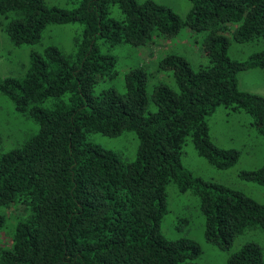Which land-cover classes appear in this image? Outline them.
<instances>
[{
  "label": "trees",
  "instance_id": "trees-1",
  "mask_svg": "<svg viewBox=\"0 0 264 264\" xmlns=\"http://www.w3.org/2000/svg\"><path fill=\"white\" fill-rule=\"evenodd\" d=\"M44 1L0 0L2 31L13 46L37 43L48 25H82L73 59L50 46L29 55L23 77H0V94L38 125L20 147L0 151V230L10 207L23 210L9 246L0 247V264H205L196 261L195 240L160 231L169 183L197 196L203 239L220 250L248 228L264 231V204L181 162L188 137L216 168L238 161L236 148L209 136L207 118L219 106L249 115L264 138V97L238 87L239 73L264 69V50L242 61L228 55L230 40L264 41V0H187L183 19L154 0H79L69 10ZM181 27L202 33L207 65L195 71L184 57L168 54L158 71L171 74L175 89L157 83L148 92L146 70L134 66L124 73L122 90H97L117 75L115 56L101 51L98 40L137 46ZM123 130L137 137L129 160L88 138ZM238 175L264 186V163ZM225 264H263L262 248L247 240Z\"/></svg>",
  "mask_w": 264,
  "mask_h": 264
},
{
  "label": "rangeland",
  "instance_id": "rangeland-1",
  "mask_svg": "<svg viewBox=\"0 0 264 264\" xmlns=\"http://www.w3.org/2000/svg\"><path fill=\"white\" fill-rule=\"evenodd\" d=\"M78 1L45 0L44 2L47 7L69 10L76 7ZM154 1L169 7L181 19L190 8L187 0ZM111 13H117L115 7L112 8ZM3 24L4 20L0 17V77L2 78L23 77L29 65V55L41 54L46 47H55L63 56L73 59L75 44L81 39L82 25L78 23L53 24L43 29L37 43L13 46L2 31ZM201 37L202 33L193 35L187 27H181L171 37L155 36L150 41L137 46L121 43L106 47L98 40L101 51L115 56L117 75L110 81L104 80L102 84L99 82L97 90L108 86H115L122 90L123 75L134 66H142L146 70L148 92H151L153 85L157 83H165L175 89L171 74L158 71V62L165 55L176 54L184 57L195 71L204 67L207 65V58L201 46ZM262 50H264V41L236 43L230 40L228 55L231 59L242 61ZM238 87L240 91L264 97V69L239 73ZM150 109L153 110L154 106L151 105ZM207 122L211 140L220 147L236 148L239 151L238 161L226 169L216 168L197 154L188 137L181 148L183 166L196 176L237 189L264 204V186L241 179L238 175L240 170L255 169L264 163V138L257 132L250 116L244 112H233L219 106L212 115L208 116ZM37 130V123L16 112L12 103L0 94L1 152L20 147L26 138L35 134ZM88 138L92 142H98L104 147L115 150L124 160L133 158L137 147V137L132 130H123L114 136L94 132ZM166 191L167 212L159 224L160 231L168 238L185 236L195 240L201 248L196 261L205 264H225V259L230 252L237 249L243 242L252 240L261 246L264 264L263 230L257 227L248 228L235 237L228 250H220L203 239L204 217L199 209L197 196L189 190L180 192L173 183L167 185ZM22 211L21 206H12L6 211V224L0 230V247L9 246L14 219Z\"/></svg>",
  "mask_w": 264,
  "mask_h": 264
}]
</instances>
